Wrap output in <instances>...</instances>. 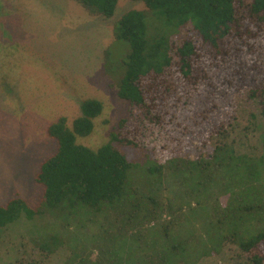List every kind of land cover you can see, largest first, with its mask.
I'll use <instances>...</instances> for the list:
<instances>
[{
	"label": "trees",
	"instance_id": "trees-1",
	"mask_svg": "<svg viewBox=\"0 0 264 264\" xmlns=\"http://www.w3.org/2000/svg\"><path fill=\"white\" fill-rule=\"evenodd\" d=\"M72 1L110 19L120 0ZM126 1L142 9L122 13L105 53L125 115L96 146L84 138L103 115L100 100H83L78 117L49 125L56 150L34 177L42 187L38 204L15 195L0 206V233L31 226L28 237L10 244L20 254L13 264L54 258L56 264H199L226 245L239 250L242 264H264V0ZM245 89L259 107L251 118L261 149L252 155L230 140L232 98ZM130 151L145 160L147 185L129 181L138 168ZM165 188L173 200L164 197ZM196 199L198 207L219 209L208 224L203 212L193 219L183 214L185 203ZM117 222L131 234L126 250L99 243L109 232L115 238ZM147 225L156 230L151 246L139 232Z\"/></svg>",
	"mask_w": 264,
	"mask_h": 264
},
{
	"label": "rangeland",
	"instance_id": "rangeland-1",
	"mask_svg": "<svg viewBox=\"0 0 264 264\" xmlns=\"http://www.w3.org/2000/svg\"><path fill=\"white\" fill-rule=\"evenodd\" d=\"M0 2V206L18 195L34 207L42 190L34 177L42 161L56 150V143L47 134L49 125L62 117L68 122L78 117L83 100H100L103 102V115L94 120L97 128L93 136L84 138L86 145L96 146L106 140L116 120L125 115L126 104L117 98L116 82L105 70V53L113 42V24L122 13L130 9L141 10L142 5L120 0L114 16L104 19L89 14L72 0ZM232 100L236 119L230 129V140L238 152L257 154L261 149V131L251 116H258L259 107L256 101L248 98L246 89ZM189 140L192 142L193 138L189 137ZM195 149L196 146L192 145L186 155ZM127 157L138 163L137 170L129 173L131 184L137 187L147 185L149 179L141 173L145 160L138 161L131 151ZM163 194L166 199H174L167 188ZM205 195V191H200L201 197ZM197 199L200 200L198 196ZM197 199L196 202H184L187 210L183 214L193 219L203 212L208 224L210 217L219 209L213 204L198 207ZM183 201V198H176V204ZM175 209L172 204L171 212L174 213ZM134 214V222L137 223L140 216ZM20 226L0 233V264H8L7 251L11 257L9 264L19 261L20 254L17 256L10 244L19 237H28L30 233L27 230L31 229L28 223L25 228ZM147 227L149 231L139 232L147 234L145 239L151 246V235L156 230L149 225ZM126 228L124 222H117L111 230L116 231L115 238L109 232L98 242L106 249L114 245L116 249L126 250L121 248L131 239ZM131 244L140 245L138 242ZM20 253L23 256L22 249ZM57 262L58 259L54 258L50 264ZM199 264H242L241 253L236 247L226 245L220 254L206 257Z\"/></svg>",
	"mask_w": 264,
	"mask_h": 264
}]
</instances>
